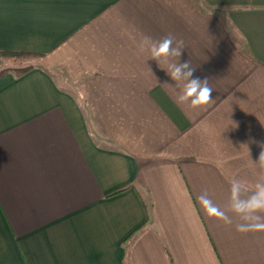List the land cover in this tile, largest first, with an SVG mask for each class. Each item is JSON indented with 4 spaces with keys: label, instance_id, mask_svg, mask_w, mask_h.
<instances>
[{
    "label": "crops",
    "instance_id": "crops-1",
    "mask_svg": "<svg viewBox=\"0 0 264 264\" xmlns=\"http://www.w3.org/2000/svg\"><path fill=\"white\" fill-rule=\"evenodd\" d=\"M0 52L41 56L0 76V264H264V0H0Z\"/></svg>",
    "mask_w": 264,
    "mask_h": 264
},
{
    "label": "clouds",
    "instance_id": "clouds-1",
    "mask_svg": "<svg viewBox=\"0 0 264 264\" xmlns=\"http://www.w3.org/2000/svg\"><path fill=\"white\" fill-rule=\"evenodd\" d=\"M181 46L183 41H180ZM170 50L172 55L179 57L181 55V47L172 49V39L166 37L163 39L158 47L152 50V58L158 59L169 55ZM189 68V62H185L177 67L169 74L173 80H178L181 77L182 69ZM194 69L183 73L184 79L188 81L184 88L181 100L191 99L193 107H200L207 105L211 100L213 89L209 86V78L201 81L199 78L189 79L193 75ZM254 142V141H253ZM261 152L258 157V162L264 168V144H260ZM242 184L238 181H233L231 186V199L233 201V211L238 216H241L244 223L236 224V230L240 233H264V183H257L255 190L246 199L240 198ZM198 202L210 218H216L223 221L225 224L232 222L226 219L225 213L204 196L198 197Z\"/></svg>",
    "mask_w": 264,
    "mask_h": 264
},
{
    "label": "rangeland",
    "instance_id": "rangeland-1",
    "mask_svg": "<svg viewBox=\"0 0 264 264\" xmlns=\"http://www.w3.org/2000/svg\"><path fill=\"white\" fill-rule=\"evenodd\" d=\"M40 58L29 54L5 55L0 52V72L9 71L13 75L18 70L40 64Z\"/></svg>",
    "mask_w": 264,
    "mask_h": 264
},
{
    "label": "trees",
    "instance_id": "trees-1",
    "mask_svg": "<svg viewBox=\"0 0 264 264\" xmlns=\"http://www.w3.org/2000/svg\"><path fill=\"white\" fill-rule=\"evenodd\" d=\"M1 53H4L5 55H18V54H29V55H33L35 57H41L39 56V54H34V53H31V52H1ZM33 66H30V67H26L22 70H18L16 71V73L14 74V76L16 77H20L21 75L25 74L27 71H29L31 68H33ZM7 73H10L9 71H3V72H0V76H3L4 74H7Z\"/></svg>",
    "mask_w": 264,
    "mask_h": 264
}]
</instances>
